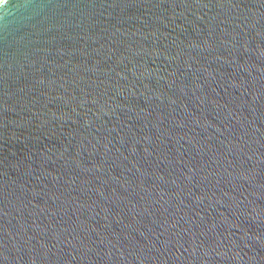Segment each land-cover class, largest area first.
I'll return each mask as SVG.
<instances>
[{
	"label": "water",
	"instance_id": "95a60500",
	"mask_svg": "<svg viewBox=\"0 0 264 264\" xmlns=\"http://www.w3.org/2000/svg\"><path fill=\"white\" fill-rule=\"evenodd\" d=\"M0 264H264V0H0Z\"/></svg>",
	"mask_w": 264,
	"mask_h": 264
}]
</instances>
